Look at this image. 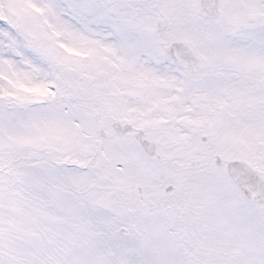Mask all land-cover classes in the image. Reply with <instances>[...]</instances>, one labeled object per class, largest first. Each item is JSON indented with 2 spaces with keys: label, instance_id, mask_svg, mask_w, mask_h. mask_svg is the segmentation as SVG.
Instances as JSON below:
<instances>
[{
  "label": "snow or ice",
  "instance_id": "6c2138e0",
  "mask_svg": "<svg viewBox=\"0 0 264 264\" xmlns=\"http://www.w3.org/2000/svg\"><path fill=\"white\" fill-rule=\"evenodd\" d=\"M0 264H264V0H0Z\"/></svg>",
  "mask_w": 264,
  "mask_h": 264
}]
</instances>
